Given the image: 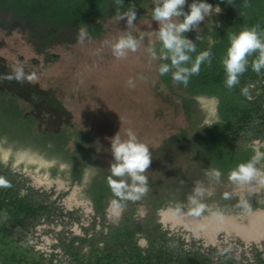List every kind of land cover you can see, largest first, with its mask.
Instances as JSON below:
<instances>
[{
    "label": "trees",
    "instance_id": "trees-1",
    "mask_svg": "<svg viewBox=\"0 0 264 264\" xmlns=\"http://www.w3.org/2000/svg\"><path fill=\"white\" fill-rule=\"evenodd\" d=\"M133 1L136 0H123L122 4H117L116 0H0V30H18L24 34L26 42L34 51L43 55L44 62L51 63L57 59V55L48 52V49L56 45L74 43L81 33H86L87 38H100L106 30L107 20L125 10L127 4ZM192 2L193 0H187L185 12L188 11L187 5ZM203 2L212 4L213 7L219 5L221 13L206 17L199 25V33L193 30L184 34L196 43V52L191 54L192 59L185 66L191 67L200 52L209 50L210 62H203L199 74L192 75L186 86L174 82L171 72L160 74V66L170 64V60L160 58L158 63L159 81L167 91V98L179 105L189 123L186 128L163 140L158 148L149 150L153 162L145 174L148 177L149 190L140 200L133 202L149 204L154 209L162 207L168 200L171 201V207H185L197 181H201L204 186L216 182L206 175L211 169L222 173V183L227 180L230 182V173L255 155L254 150L246 143L254 139H264V69L257 74L251 68V62L258 54L254 53L248 57L247 70L239 77L240 83L232 89L225 86L226 72L223 65L227 49L230 47L231 35L257 25L259 31L264 32V0H235V7L228 4L229 0ZM181 19L183 20V17ZM217 23L220 27H216ZM248 86L251 87L245 96L241 90ZM198 98L215 101L217 119L207 126H200L204 116ZM17 99L16 95L0 89V142L5 141L13 148L45 151L44 154L48 157L68 158V162L71 161L70 180H77L79 184L84 185L83 192L91 199L95 211L101 214L108 199L118 198L114 196L108 184L110 165L94 170L88 167L87 162L97 148L94 144L96 138L77 129L70 132L65 127L56 132L35 133L34 116L25 114ZM70 141L73 145L72 151L66 148ZM259 150L264 153V147ZM78 153H86V158L79 162L72 161L74 156L78 157ZM178 158L184 161L183 170L172 169L171 173H154L156 168ZM86 170L91 173L88 179L84 180ZM3 173L0 169V177L5 178L11 186L0 187V264H18L19 257L21 260L27 257V264H39L40 262H35L33 255H27L31 251L28 247L18 244V231L24 224V219H37L55 208L52 203L51 207L44 205L43 201L33 199L32 192L19 196L15 180L9 181L6 175L2 176ZM51 173L53 176L60 173L57 165L51 169ZM213 197L209 200L215 201ZM217 197L219 198V195ZM203 199L205 200V197ZM217 200V206L221 209L227 208L228 202L231 203L224 197ZM151 211L150 213L154 214V210ZM132 213L133 209H129L119 225L112 228L111 237H104L102 247L92 245L88 256L74 253V260L71 259V262L167 264L171 261V264H214L209 258L199 257L197 252L188 256L171 251L170 257L164 250L159 249L156 258L152 254L141 256V249L133 238ZM149 217L152 219L151 214ZM9 221L11 226H5ZM69 246L72 248V243ZM47 264H54L53 259H49ZM215 264L233 262L231 258L224 257ZM259 264H264V261Z\"/></svg>",
    "mask_w": 264,
    "mask_h": 264
},
{
    "label": "rangeland",
    "instance_id": "rangeland-1",
    "mask_svg": "<svg viewBox=\"0 0 264 264\" xmlns=\"http://www.w3.org/2000/svg\"><path fill=\"white\" fill-rule=\"evenodd\" d=\"M133 4L137 19L129 27L126 20L119 21L117 16L127 12ZM155 6L157 1L136 0L128 3L125 10L107 20L106 30L100 38L80 36L74 43L48 49V52L57 55V59L51 63H45L43 55L37 54L18 30H0V89L16 95L25 114L34 116L35 133L56 132L65 127L70 132L77 129L94 136L97 148L87 162L91 170L114 162L111 140L117 133L123 141L131 129L139 142L154 150L163 140L188 126L185 113L176 102L167 98V91L159 81L158 63L163 45L158 37L160 25L152 19ZM173 19L177 23L182 22L181 17ZM129 34L140 41V47L134 53L129 51L124 58H117L112 45L121 36ZM149 48L155 49L157 58L153 59ZM16 67H23L26 74L36 73L37 79L31 82L6 79ZM129 80L133 81L132 85H129ZM198 101L203 110V123L214 119V101L204 98H198ZM66 148L73 150L72 141ZM44 153L30 148H13L5 141L0 142L2 163L14 172L23 173L32 186L67 192L62 199L66 204L72 203L71 197L77 203L84 204L86 200L82 198L80 187L76 191V187L67 179L71 161L59 156L48 157ZM78 154L81 158L87 155ZM75 159L76 156L72 158ZM56 165L66 175L62 177L66 178L62 179L60 175H57L58 179L48 177ZM173 168L183 170L184 161L178 158L166 162L154 173L168 172ZM89 171L84 172V180L88 179ZM226 185L219 180L204 186L208 190L206 199L209 196L221 199L229 188L235 187V184ZM46 224L51 225L52 222ZM50 227L56 228V225ZM47 235V243L52 245L50 243L56 236L54 233Z\"/></svg>",
    "mask_w": 264,
    "mask_h": 264
},
{
    "label": "flooded vegetation",
    "instance_id": "flooded-vegetation-1",
    "mask_svg": "<svg viewBox=\"0 0 264 264\" xmlns=\"http://www.w3.org/2000/svg\"><path fill=\"white\" fill-rule=\"evenodd\" d=\"M216 119L217 113L214 107V119L205 123H203V120L200 126H207ZM246 144L255 153H263L259 149L260 147H264V139H254ZM79 155L72 161L79 162L83 160V158H79ZM0 163V169L4 172L2 176L6 175L9 181L15 180L19 196H24L32 192L33 194L31 196L33 199L43 201L44 205L51 206L53 204L55 208H52L49 213L42 214L37 219H24V224L20 228V231H18V238H20L18 244L26 246L31 250L27 255H33L36 263L47 264L49 259H53L54 264H76L73 261V254L88 256L92 245L94 247H102L105 241L104 237H111L112 228L119 225V222L124 219V215L129 209H133L134 211L132 213L134 219L132 221L133 238L141 249V256L152 254L156 258L158 256V250L162 249L170 257L171 251L174 253L181 252L188 256L191 255L190 253L197 252L199 257L209 258L214 264L219 263L224 257L231 258L233 264H259L264 261V229L261 235L247 239L239 232L229 233L225 229H218L213 233L211 238H207L201 229L196 230L193 228L196 224L210 222L218 216L232 218L239 225L245 224L255 215L263 214L264 184L257 181H253L247 188L245 186L242 188L236 184L234 185L231 181L227 182L228 180L226 179L227 181L225 183L228 184L226 186H235L229 188L226 192L230 196L227 201L230 200L231 203L228 202L226 204L227 208L221 209L217 206L219 202L217 199L211 201L209 199L212 197L207 196L208 199H206L204 196L205 200L201 202L203 203L204 201L207 207L200 216L189 214V203H185V207H179L182 209V212L177 214V208L171 207V201L169 200L164 202L162 207L154 209L149 204L133 201H120L122 207L116 208L112 206V200L108 199L107 204L103 208V212L100 214L95 211L91 199L83 192L84 185L79 184L77 180H70V174H68L67 179L70 180L69 183L71 185L76 187V191L80 187L82 198L86 200L84 204L77 203V200L73 197H71L72 203L66 204L62 199L67 195V192L62 193L54 189L46 190L42 187L36 188L31 185L30 179L24 176L23 173L12 171L1 160ZM257 167L264 171V161H261ZM173 169L176 171L175 168ZM168 172L171 173L172 170ZM61 173L62 171L55 176L50 173L48 177L50 179H58L57 175H60L62 179L66 178L64 177L66 175ZM62 175L64 176L62 177ZM207 200L211 202L207 203ZM241 200L247 201L250 210H245L238 206ZM152 209L154 210V214L150 213ZM217 212H220L221 215H215ZM150 214L152 215V219L149 217ZM178 216L179 219L183 217L184 220H187L185 222L194 224L193 227H187L183 223L177 224L173 222L172 219L178 218ZM52 218L56 219L53 220ZM47 222H52V224L47 225ZM10 223L11 221L6 222L5 226H11ZM43 224L46 226H43ZM53 224L56 225V228L50 227ZM48 233H54L56 236L54 241L50 243L52 245L47 243ZM70 243H72V248L69 246ZM52 247H54V251ZM20 256L24 257L22 254ZM26 258L24 257L21 260L19 257L18 264H27L25 261ZM71 259H73L72 262ZM167 264H171V261H168Z\"/></svg>",
    "mask_w": 264,
    "mask_h": 264
},
{
    "label": "clouds",
    "instance_id": "clouds-1",
    "mask_svg": "<svg viewBox=\"0 0 264 264\" xmlns=\"http://www.w3.org/2000/svg\"><path fill=\"white\" fill-rule=\"evenodd\" d=\"M117 4H122L123 0H116ZM224 2V0H221ZM187 0H157V6L152 10V19L160 25L158 37L163 45L161 57L164 60H170V64H162L159 68L161 75L172 73V79L176 83L187 85L192 75H198L203 62L209 60L210 50L200 52L191 67H186L196 52V43L185 37V33L196 31L199 33V25L205 21L208 16L221 13L219 5L213 7L212 4L203 2V0H193L188 4V11L185 12ZM235 7V0H229V3ZM183 17L182 22L177 23L173 18ZM119 21L126 20L127 26L134 25L137 19L135 5L129 6L127 12L120 13L117 16ZM216 27H220L219 23ZM86 33H81L83 38ZM198 38V34L197 37ZM230 47L227 49L226 58L223 65L226 72L225 86L232 89L240 83L239 77L247 70L249 65L248 57L254 53L258 55L251 62V68L257 74L264 69V32L259 31V26H253L242 30L239 34L230 36ZM140 47V41L133 35L121 36L113 45V53L117 58H124L127 53L136 52ZM153 59L157 58L154 48H149ZM8 80L31 82L37 79L36 73L26 74L23 67H16L13 73L5 77ZM129 85L133 81L129 80ZM251 86L241 90L242 94L247 96L248 89ZM111 154L114 162L110 165L111 175L108 177V184L118 199L111 201L113 207L121 208L120 201H138L148 192V177L144 174L152 163L151 153L146 144L139 142L135 133L129 129L127 139L121 140L119 133L111 140ZM258 142V141H257ZM264 161V153L256 152L255 155L246 163H241L230 173L229 179L239 187L250 185L253 181L264 184V171L257 167ZM210 178L220 180L222 173L217 169H211L206 172ZM115 177V178H114ZM10 183L3 177H0V187H10ZM208 190L197 181L193 189V194L189 196V214L200 216L205 210L206 205L202 199ZM224 198H230L228 193ZM239 207L250 210L245 200H241ZM177 214L182 209H176ZM215 215H221L220 212Z\"/></svg>",
    "mask_w": 264,
    "mask_h": 264
},
{
    "label": "bare ground",
    "instance_id": "bare-ground-1",
    "mask_svg": "<svg viewBox=\"0 0 264 264\" xmlns=\"http://www.w3.org/2000/svg\"><path fill=\"white\" fill-rule=\"evenodd\" d=\"M171 220V219H170ZM173 222L175 223H184L188 227H193L194 224L187 223L183 217L179 216L178 218H173ZM189 222V221H188ZM196 230L201 229L202 232L207 236V238H211L213 233L216 232L218 229H225L229 233L239 232L244 235L247 239L255 238L263 233L264 229V214H258L250 218L245 224H236L231 221L226 220H211L210 222L204 224H196L193 227ZM235 234V233H234ZM243 236V237H244ZM246 240V239H245Z\"/></svg>",
    "mask_w": 264,
    "mask_h": 264
},
{
    "label": "water",
    "instance_id": "water-1",
    "mask_svg": "<svg viewBox=\"0 0 264 264\" xmlns=\"http://www.w3.org/2000/svg\"><path fill=\"white\" fill-rule=\"evenodd\" d=\"M215 220H226V221H231L233 223H236L232 218H226V217H222V216L216 217Z\"/></svg>",
    "mask_w": 264,
    "mask_h": 264
}]
</instances>
